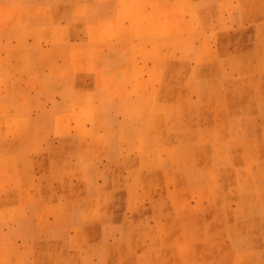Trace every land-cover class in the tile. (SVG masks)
Returning <instances> with one entry per match:
<instances>
[{
  "label": "crops",
  "instance_id": "1",
  "mask_svg": "<svg viewBox=\"0 0 264 264\" xmlns=\"http://www.w3.org/2000/svg\"><path fill=\"white\" fill-rule=\"evenodd\" d=\"M258 2L0 0V264H98L79 242L141 240L163 213L172 231V198L208 181L250 195L221 160L255 140L254 110L230 108L225 125L206 110L259 98L264 78H223L222 43L238 27L224 21L264 19Z\"/></svg>",
  "mask_w": 264,
  "mask_h": 264
},
{
  "label": "rangeland",
  "instance_id": "2",
  "mask_svg": "<svg viewBox=\"0 0 264 264\" xmlns=\"http://www.w3.org/2000/svg\"><path fill=\"white\" fill-rule=\"evenodd\" d=\"M247 6H253L255 12L252 13L255 15L264 14L261 2ZM100 9H97L99 13ZM4 11L0 8V13ZM16 17L15 13L14 26H24ZM61 21L66 25L70 24L69 19ZM225 23L238 27L230 35L222 36L223 71L230 74L223 78H264V19L227 20L223 25ZM226 48L229 49L228 52L225 51ZM143 61L148 62V59ZM254 81V96H259L255 101L235 100L229 103L222 98L211 108L214 112L210 114L206 110L207 121L211 116L224 125L226 119L223 115L226 116L230 108L236 110L237 115L240 109L254 110L255 140L235 143L228 150L227 157L224 156L221 160L222 164L230 161L232 169L250 179L249 196L242 197L239 204L237 196L220 195L222 186L218 180H211L206 183L207 190L201 195H190L184 202L180 196L172 198L171 203L175 206L172 231L166 227L163 213L158 214L155 226L151 222L153 228L139 231L141 240H131L132 237L129 240L128 235L126 240H122L123 234L116 230V235H121V240L110 235V240H105L108 244L99 240L97 244H89L87 248L86 242L81 241L77 249L103 258L98 264H264V118L261 113L264 109V87L256 79ZM223 199L228 206L231 205L233 215L229 210L225 214L219 213ZM185 219H189V222ZM219 219L228 221L232 228L217 229ZM167 232L172 234L167 236ZM70 233L74 234V240H84L78 230L72 229Z\"/></svg>",
  "mask_w": 264,
  "mask_h": 264
},
{
  "label": "bare ground",
  "instance_id": "3",
  "mask_svg": "<svg viewBox=\"0 0 264 264\" xmlns=\"http://www.w3.org/2000/svg\"><path fill=\"white\" fill-rule=\"evenodd\" d=\"M2 165V164H1Z\"/></svg>",
  "mask_w": 264,
  "mask_h": 264
}]
</instances>
